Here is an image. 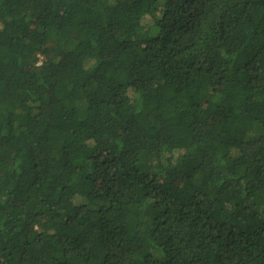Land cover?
I'll return each instance as SVG.
<instances>
[{
    "label": "trees",
    "instance_id": "1",
    "mask_svg": "<svg viewBox=\"0 0 264 264\" xmlns=\"http://www.w3.org/2000/svg\"><path fill=\"white\" fill-rule=\"evenodd\" d=\"M0 264H264V0H0Z\"/></svg>",
    "mask_w": 264,
    "mask_h": 264
}]
</instances>
